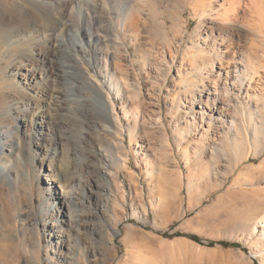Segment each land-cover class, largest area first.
<instances>
[{"label": "bare ground", "instance_id": "obj_1", "mask_svg": "<svg viewBox=\"0 0 264 264\" xmlns=\"http://www.w3.org/2000/svg\"><path fill=\"white\" fill-rule=\"evenodd\" d=\"M161 1L116 0L113 15L107 0H13L12 4L0 0V64L15 80L10 88L0 91L2 100L9 102L5 114L28 133L32 126L56 133L78 122L81 115L94 111L105 114L91 124L100 129L96 135L106 151L111 176L108 188L113 193L119 187L120 172L136 177L129 167L131 152L137 156L138 165L143 163L147 174L155 176L154 158L147 151L156 153L148 137L156 125L167 139H173L186 165L192 164L194 173L187 182L190 187L196 180L197 184L211 182L223 163L237 165L241 154L243 158L257 154L264 142V59L259 56L257 42V38L264 39V0H187L193 18L200 22L179 64L174 45L183 40L189 22L170 14L172 40L167 21L158 20L163 12ZM143 3L150 6L149 21L157 25L151 38ZM243 38L249 39L246 45ZM135 61L147 80L164 63L169 69L178 65L175 87L182 85L184 90L166 100L165 112L161 101L153 100V83L146 84L148 98L151 97L147 99ZM5 79L0 77L1 82ZM8 136L11 135L0 134L2 153L9 147L5 140ZM186 136L191 142L184 147ZM63 138V146L74 142L70 135L48 138L49 159L62 153L58 150ZM165 146L171 148V144ZM84 148L73 147V170L66 172L65 184L62 175L58 178L61 173L46 177L47 198L55 203L51 209L55 219L43 223L49 230L47 243L66 264H73L76 253L78 264H88L90 256H97L106 242L103 237L107 232L101 222H107L102 208H108V194H100L102 184L86 179L79 171V152ZM168 157L180 166L176 157ZM87 163L93 165L92 160ZM42 165L53 170L51 162ZM159 189L165 193L164 186ZM86 200L92 208L83 207ZM113 202L118 203L116 199ZM150 205L156 213L161 209V204L152 200ZM140 206L133 215L146 217L149 209L144 203ZM89 220L99 223L90 224ZM90 228L101 238L97 245L79 234ZM257 232L259 236L251 243L252 253L264 264V214L252 224L251 234ZM190 246L198 248L181 239L161 240L159 248L135 244L122 264H185L184 259L191 260L196 255ZM38 258L42 259L40 254Z\"/></svg>", "mask_w": 264, "mask_h": 264}, {"label": "rangeland", "instance_id": "obj_2", "mask_svg": "<svg viewBox=\"0 0 264 264\" xmlns=\"http://www.w3.org/2000/svg\"><path fill=\"white\" fill-rule=\"evenodd\" d=\"M110 1L107 0L112 5L108 3V6L111 7L114 15L116 0ZM122 1L120 0V3ZM12 2L13 0H9L8 4ZM187 2V0H162L160 10L163 12L158 15L159 22L167 21L166 29L172 40L174 35L171 30L173 21L171 15L189 22L183 40H178L174 45L177 52V64L181 62L184 52L191 47V33L200 22L198 18H193L190 1ZM145 4L143 3L145 6L143 17L146 23H149H147L148 30L153 33L157 25L149 21L150 6ZM153 36L154 33L150 34V38ZM248 41L249 39L243 38L242 43L247 44ZM257 42L260 47L259 56L264 59V39L257 38ZM156 43L160 45V41L157 40ZM177 64L169 69L164 63L158 71L152 72L150 79L147 80L142 77L141 69L135 61L147 99L151 97L148 98L146 84L153 83L154 87L150 90L155 98L153 100L161 101L164 112L166 100H169L171 95L184 90L182 85L175 87L179 75ZM5 67L4 64H0V77L6 78L5 81H0V91L10 88L15 83ZM74 93L78 94L79 91ZM1 96L0 93V134L5 132L11 136L5 138L9 143L7 150L4 153L0 152V264H51L49 260H53L54 264H66L47 243L46 236L49 230L43 223H52L55 219L51 215V209L54 208L55 203L47 198L48 179L46 177L50 174L57 177V173H61L58 178L61 179L62 175L65 184L66 172L73 170L72 150L78 145L85 147L79 152V171L86 179L91 178L96 183L102 184L99 193L108 194L105 197L108 198L109 204L107 209L102 208L107 219V222H101L106 228L107 233L103 237L106 242L102 243V251L97 256L94 254L90 256L88 264H122L135 244L140 247L159 248L161 240L180 239L198 247L190 246L192 251L195 248L196 252H194L198 255L191 260L188 258L189 261L184 259L185 264H261L260 258L253 255L251 248L252 241L257 239L259 233L251 234V227L253 222L264 214V142L257 154L253 153L249 158H243L241 154L242 158L235 165L236 167L223 163V166H220V172H214L211 182L197 184L199 180H196L191 182L193 186L190 184V187L187 182L194 173L192 164L186 165L183 154L173 139H167L161 133V128L156 125L157 127L152 128L154 132L148 136L156 146V153L154 154L151 149L147 151L154 158L155 176H149L143 163L140 162L141 164L138 165L137 156L131 152L129 167L136 177L120 172L119 187L113 193L108 188L111 176L106 167L108 166L106 151L103 146L101 147L96 135L100 129L91 124L102 120L105 114L94 111L89 115H81L78 122L71 127H62L56 133L50 129L39 131L35 126H32L28 133L24 129H19L18 122L5 114L6 105L9 102L2 100L3 96ZM164 118L166 124L167 118L165 116ZM62 135L72 136L74 142L63 146L66 142L63 138L58 150L62 153L53 160L49 159L46 150L47 145H50L48 138H61ZM87 135L88 137H85ZM124 136L127 147H130L128 137L125 134ZM186 137L184 147L191 142L190 136ZM138 141L141 142L139 137ZM19 142L21 148L18 147ZM166 144H171V148L165 146ZM170 155L180 161L179 167L172 158L168 157ZM88 160H92V166H89ZM47 162H51L52 171L46 166L43 167L42 164ZM161 185L165 188L164 194L159 189ZM174 195L177 196L174 198ZM115 199L118 201L116 204L113 202ZM150 200L161 204V209L157 213L151 209ZM89 203L90 201L86 200L83 207L92 208ZM141 203L149 209L146 217L140 214L133 215L136 208H141ZM43 204L44 208L41 209ZM89 223L98 225L99 222L89 220ZM259 229L261 232L262 227ZM79 234L86 241L95 244L99 239L101 240L91 228L80 231ZM39 254L42 259L38 258ZM77 255L78 253L72 256L73 264H78L79 256ZM45 258L47 260H43Z\"/></svg>", "mask_w": 264, "mask_h": 264}, {"label": "trees", "instance_id": "obj_3", "mask_svg": "<svg viewBox=\"0 0 264 264\" xmlns=\"http://www.w3.org/2000/svg\"><path fill=\"white\" fill-rule=\"evenodd\" d=\"M197 239V238H195ZM222 243H225V244H235V243H230V242H222Z\"/></svg>", "mask_w": 264, "mask_h": 264}]
</instances>
